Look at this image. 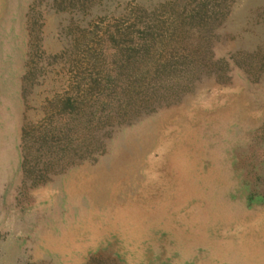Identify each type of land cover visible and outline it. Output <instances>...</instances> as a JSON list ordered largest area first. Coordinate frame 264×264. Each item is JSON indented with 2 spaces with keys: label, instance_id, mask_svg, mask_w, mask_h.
<instances>
[{
  "label": "rangeland",
  "instance_id": "obj_1",
  "mask_svg": "<svg viewBox=\"0 0 264 264\" xmlns=\"http://www.w3.org/2000/svg\"><path fill=\"white\" fill-rule=\"evenodd\" d=\"M0 264H264V0H0Z\"/></svg>",
  "mask_w": 264,
  "mask_h": 264
}]
</instances>
